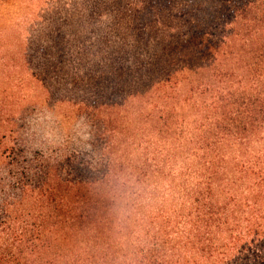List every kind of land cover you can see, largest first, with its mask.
Wrapping results in <instances>:
<instances>
[{
  "label": "trees",
  "instance_id": "trees-1",
  "mask_svg": "<svg viewBox=\"0 0 264 264\" xmlns=\"http://www.w3.org/2000/svg\"><path fill=\"white\" fill-rule=\"evenodd\" d=\"M0 264H264V0H0Z\"/></svg>",
  "mask_w": 264,
  "mask_h": 264
}]
</instances>
